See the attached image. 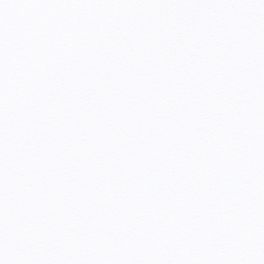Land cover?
Listing matches in <instances>:
<instances>
[{"label":"snow or ice","instance_id":"snow-or-ice-1","mask_svg":"<svg viewBox=\"0 0 264 264\" xmlns=\"http://www.w3.org/2000/svg\"><path fill=\"white\" fill-rule=\"evenodd\" d=\"M0 264H264V0H0Z\"/></svg>","mask_w":264,"mask_h":264}]
</instances>
